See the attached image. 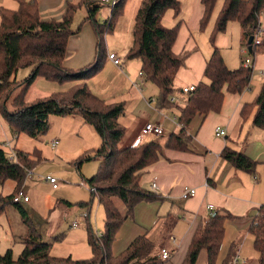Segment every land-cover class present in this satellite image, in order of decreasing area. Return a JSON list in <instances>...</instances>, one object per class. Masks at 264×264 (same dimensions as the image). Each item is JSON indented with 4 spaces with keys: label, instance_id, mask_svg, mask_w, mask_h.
Here are the masks:
<instances>
[{
    "label": "trees",
    "instance_id": "obj_1",
    "mask_svg": "<svg viewBox=\"0 0 264 264\" xmlns=\"http://www.w3.org/2000/svg\"><path fill=\"white\" fill-rule=\"evenodd\" d=\"M126 1L117 0L111 6L110 16L104 22H100L97 18L99 9L104 4L102 0L83 2L87 11L86 18L94 25L98 41L96 59L80 69H69L64 66L68 39L75 32L71 26L75 6H70L61 20L50 19V21L41 18L36 0H22L16 11L0 10V99L2 98L0 111L3 117L15 134L26 132L34 139L47 132L53 113L79 117L95 129L102 138L101 145L97 149L84 152L76 161V169L79 173L84 161L92 159L93 156L101 159L98 172L85 179L92 194H97L99 203L103 204L106 218L101 235L94 233L91 224L89 225V243L93 250L91 258L78 260L53 255L52 243L43 240L29 211L21 202L14 200V196L25 182L26 170L32 165V161H35L33 163L35 165L42 156L37 150L32 154L17 149L15 151L17 158L13 159L10 153L0 146V184L10 179L16 182L15 192L10 195L0 193V215L13 203L18 207L22 220L28 227L26 234L21 236L23 247L20 254L15 255L11 248L0 252V264H160L163 262L165 259L161 250L165 247L160 246L148 233L135 237L119 254L115 255L112 248L119 229L134 216L138 204L162 199V196L156 192L158 186L157 188L151 186L152 189L142 186L141 178L145 169L158 161L163 148L171 150L190 148L192 136L190 123L193 117L200 115L205 118L211 113L220 112L226 95L241 94L251 87L254 66L241 64L239 68H229L225 64L222 52L215 46L213 54L206 63L204 79L194 90L186 93V104L181 107L179 117L182 129L169 134L164 143L157 138L143 140L139 146L132 144L120 148L119 142L127 132L119 121L124 115L125 103L107 102L92 92L87 80L101 71L107 60L105 36L114 30L116 19L123 13ZM218 1L220 0H201L204 11L200 22L203 28H206L213 18L218 8ZM221 1L223 5L216 16L211 33L212 41L214 42L216 34L226 29L230 20L239 21L247 48L250 49L255 40L260 39L259 47L264 51V22L261 19L264 15V0ZM169 8L175 10L177 22L168 27L162 20ZM181 16L182 8L179 0H142L134 23V41L127 52L128 59H141L143 74L158 84L160 107H165L171 102L175 103L172 101V95L176 91L175 80L187 56V52L178 54L173 49L182 24ZM22 67H29L31 73L18 82L15 74ZM39 77L55 80L58 83L72 81L76 84L66 92H54L51 97L38 99L33 103L25 102L27 90ZM16 83L21 90L10 99L15 91L11 85ZM9 100H11V108L8 106ZM241 110L243 120L253 112L252 125L260 129L264 128V82L257 98L253 102H246ZM221 155L233 162L237 168L247 171L255 172L259 164L258 160L231 146H226ZM115 197L126 204L124 213L114 202ZM231 217L229 213L216 212L204 220L197 227L182 264H198L203 251H206L207 255L206 264H217V257L226 233V222ZM167 222L172 224L174 218L169 216ZM249 229L254 236L253 244L259 254L258 264H264V203L258 207ZM169 250L171 253L175 251L174 248ZM233 256V254L229 256L223 264H228Z\"/></svg>",
    "mask_w": 264,
    "mask_h": 264
},
{
    "label": "crops",
    "instance_id": "obj_2",
    "mask_svg": "<svg viewBox=\"0 0 264 264\" xmlns=\"http://www.w3.org/2000/svg\"><path fill=\"white\" fill-rule=\"evenodd\" d=\"M84 1L36 0V3L41 18L50 21V19L61 20L72 5L85 7ZM179 1L182 8V24L173 49L178 54L187 52V56L185 64L181 66L175 80L176 91L174 95H177L176 97L178 98L172 100L175 103L171 102L165 107H160L157 115L147 119L151 122H159L164 127L166 134L179 132L182 129L179 117L181 115V107L185 106L187 98L186 94H183V89L186 86L199 85L200 81L204 79L206 63L213 54L215 46L222 52L226 66L232 69L239 68L243 64V58L246 55L252 56L254 70L256 69L255 62L261 57L264 59V51H261L260 47L248 49V52L245 53L242 51L245 36L239 21L230 20L226 29L216 34L214 42L212 41L211 33L215 25L216 16L223 5L221 0L218 1V8L206 28H203L200 22L204 11L201 0ZM21 2L22 0H0V10L9 9L16 11L20 7ZM162 22L168 27L176 24L175 10L169 8L164 14ZM84 26L80 31L74 32L68 39L64 66L69 69H80L96 59L98 41L96 29L94 25ZM117 66L121 69L118 70L119 77L129 80L127 75H125L126 69L123 68V63ZM263 70L264 68L262 69V74ZM95 76L87 80L90 88L93 85L95 87L94 83L89 82ZM142 76L144 74L140 73V77ZM133 81H136L133 83L135 88L139 90L140 94L143 93L144 85H146L144 80L141 79L138 82L136 79ZM262 81L264 82V78ZM75 84L73 82L69 89L73 88ZM261 85V83L259 87L251 85L249 90L246 89L241 94L230 93L226 95L227 97L220 112L211 113L205 118L200 115L193 117L190 123V132L192 134L190 148L186 150L163 148L162 155L158 161L149 165L141 178L142 186L148 189H152L151 184L157 179L159 188L155 191L162 196V199L151 202L144 201L138 204L134 216L128 219L118 231V236L112 247L115 255L125 250L135 237L148 233L160 246L175 249L171 253V257L163 260L160 264H182L187 256L197 227L211 214L226 212L232 215V220L229 223H236V226L240 229L239 233L229 240V242L234 243V246L236 245L235 251H232L230 256L232 254L240 256L236 251L241 242L237 244V241H243L245 236L249 234L253 236L249 227L258 207L264 203V170L262 168H258L260 169L258 170V165L255 172L237 168L233 162L231 163L225 159L221 153L226 146H231L245 152L255 160L263 159L264 143H261L259 138H264V128L260 129L252 125L253 112L246 120H243L241 116V107L246 102H253L257 98L255 96L260 92ZM97 92L101 95L105 94L101 89ZM140 94L138 93L139 98H141ZM157 96L156 93L155 98L160 101V94ZM101 97L105 99L103 96ZM9 107L11 108L12 106L10 105ZM147 120H143L133 136L124 142L123 148L128 147V145H134L133 142L140 135L141 127ZM218 126L226 130V135H216ZM3 187L4 183L0 184V193L2 194H4ZM185 187L195 188L197 191L196 195L184 199L182 191ZM28 201H30V198ZM114 202L121 212L124 213L126 211L125 203V207H122L116 202L115 198ZM210 204L215 207L213 212L208 208ZM169 216L174 218L172 224L166 223ZM164 231L165 236L168 234L175 241L170 237L167 244L164 241L165 237L161 238V233L163 234ZM21 236L14 233L13 225L6 211L1 214L0 252H5L11 248L15 255L20 254L23 247ZM163 243H166V245H163ZM241 260H244V263L246 262L245 259L240 257L236 264H240Z\"/></svg>",
    "mask_w": 264,
    "mask_h": 264
},
{
    "label": "rangeland",
    "instance_id": "obj_3",
    "mask_svg": "<svg viewBox=\"0 0 264 264\" xmlns=\"http://www.w3.org/2000/svg\"><path fill=\"white\" fill-rule=\"evenodd\" d=\"M141 1H126L123 13L116 19L114 30L105 36L106 61L108 62H106L102 71L89 81L95 84V87L94 85L91 86L92 89L94 88L92 91L94 94L97 95V91L101 89L105 94H98L107 101H122L125 103V115L119 121L127 129V132L119 142L120 148H123L124 142L128 141L138 130V126L143 120L157 115L160 110V106H158L159 99L155 98L156 93L158 96L160 94L158 84L146 78L145 75L140 77V73L143 71L141 69V59H128L127 54L134 41V23ZM114 2V0H109V3H104L99 9L97 18L100 22H104L110 16V9ZM86 14L84 6L74 7L71 26L75 32L84 28V25H92V22L86 18ZM261 19L264 22V15ZM259 49L263 50L262 48ZM110 53H114L120 58L123 68L126 69L125 75L129 80L119 77L118 70L121 69L110 62L112 61L108 56ZM263 62L264 59L261 57L254 64L256 69L251 79L253 87H259L260 83L263 84ZM111 63L112 65H110ZM30 73L29 67H22L15 74V78L19 82ZM136 79L138 82L142 79L146 84L144 85V92L141 94L133 84L136 81L132 82ZM72 83V81H67L60 84L55 80L50 81L39 77L27 90L24 100L33 103L38 99L51 97L54 92L66 91ZM17 84L11 85L15 88V91L10 99L21 90V87H17ZM138 93L141 98L138 97ZM257 94L255 97H257ZM1 99L0 105L2 104ZM10 105L11 100L8 102V106ZM49 121L50 125L47 132L34 139L26 132L20 135L15 134L0 111V142L11 141L12 147L16 151L21 149L33 154L37 150L42 156L35 165L33 164L35 161L31 160L33 163L26 170V178L21 190L27 193L30 201H21V204L29 211V215L43 240L52 243V254L78 260L91 258L93 250L89 243V225L91 224L94 233L101 235L106 218L103 204L99 203L97 194H92L85 178H90L98 172L101 159L93 156L92 159L85 160L79 173L76 169V161L84 152L97 149L101 145L102 138L95 129L79 117L53 113ZM168 135L166 133L163 135L151 134L145 136L144 140L159 138L164 143ZM56 138L59 141L57 147L53 148L52 142ZM259 139L261 143H264L263 137ZM1 146L12 154L10 147ZM34 154L38 155L39 153ZM258 162L257 169L262 168L264 170V157ZM29 170H32V173H29ZM48 176L55 177L57 182L55 188L46 179ZM15 189L16 182L13 179L4 183V195H10V193L15 192ZM115 200L120 206L125 207L120 198L115 197ZM6 214L13 225L14 233L25 235L28 227L22 220L18 207L11 203L6 208ZM231 220L232 218H229L225 226L227 234L222 242L217 264H223L236 248V245L234 246V243L229 242V240L239 233L240 229L236 226V223L232 222L230 224ZM76 222L78 223L77 226L74 225ZM163 237H165L164 241L168 244L170 235L165 236L164 231L163 234L161 233V238L163 239ZM253 240V236L249 234L245 236L243 241H237V244L241 243L236 253H239L240 257L246 261L244 263V260H241L240 264H258L259 254L254 247ZM166 243H163V245H166ZM206 256V251H203L198 264H206ZM231 261L228 264H231Z\"/></svg>",
    "mask_w": 264,
    "mask_h": 264
},
{
    "label": "built area",
    "instance_id": "obj_4",
    "mask_svg": "<svg viewBox=\"0 0 264 264\" xmlns=\"http://www.w3.org/2000/svg\"><path fill=\"white\" fill-rule=\"evenodd\" d=\"M104 3H109V0H102ZM114 4L117 2V0H114ZM113 4V5H114ZM260 43H261V40L260 39H256L255 42L252 44V46L250 47V49L252 48H256V47H259L260 46ZM248 46L246 44L243 45V49L242 51L245 53V52H248ZM109 55V59L112 60V62L116 65H121L122 64V61L120 60V58L114 54V53H110L108 54ZM252 55V54H251ZM243 64L245 65H252L253 64V61H252V57L251 56H247L243 58ZM141 73L143 74V72L141 71ZM263 74H264V70H263ZM196 87V85H190V86H186L184 89H183V94L189 92V91H192L194 90ZM177 95H172V100H175ZM141 132H140V135L138 136V138L136 139V141H134V146H139L142 144L143 140H144V137L145 136H148V135H151V134H154V135H163L165 133V130H164V127H162V125L157 122H151V121H146L145 123H143L142 127H141ZM216 135H219V136H224L226 135V130L223 129L222 127L218 126L217 129H216ZM58 139H54L53 142H52V145H53V148L54 147H57V143H58ZM3 145V146H6V147H10L12 150V154H10V156L13 158V159H16L17 156H16V153H15V148L12 147V143L11 141H4V142H0V146ZM14 154V156H13ZM29 173H32V170H29ZM47 180L50 181V183L53 184V187L55 188L57 186V182H56V179L55 177H51V176H48L46 178ZM152 187H155L157 188V179H155L153 182H152ZM197 191L195 188H191V187H185L182 191V197L184 199H188L189 197H194L196 195ZM29 196L27 195L26 192L22 191L21 189L19 190V192L14 196V200L17 201V202H21V201H28L29 200ZM208 208L213 212L214 211V205L210 204L208 206ZM75 226L78 225V223L76 222L74 224ZM173 241H175V239L172 237ZM161 254H162V257L164 259H169L171 257V251L165 247V248H162V251H161ZM239 258L240 256L238 254L235 255V257L233 258V263L232 264H236L238 261H239Z\"/></svg>",
    "mask_w": 264,
    "mask_h": 264
}]
</instances>
